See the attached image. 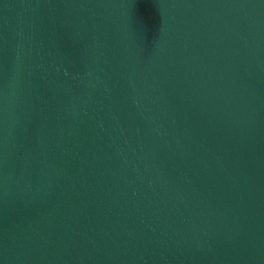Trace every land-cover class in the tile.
<instances>
[{
  "label": "water",
  "instance_id": "obj_1",
  "mask_svg": "<svg viewBox=\"0 0 264 264\" xmlns=\"http://www.w3.org/2000/svg\"><path fill=\"white\" fill-rule=\"evenodd\" d=\"M0 264H264V0H0Z\"/></svg>",
  "mask_w": 264,
  "mask_h": 264
}]
</instances>
